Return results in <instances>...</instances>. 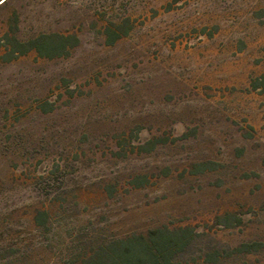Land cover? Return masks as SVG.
I'll return each instance as SVG.
<instances>
[{
	"label": "rangeland",
	"instance_id": "obj_1",
	"mask_svg": "<svg viewBox=\"0 0 264 264\" xmlns=\"http://www.w3.org/2000/svg\"><path fill=\"white\" fill-rule=\"evenodd\" d=\"M3 1L0 264L156 228L194 231L174 264H264V0ZM42 34L78 44L8 57Z\"/></svg>",
	"mask_w": 264,
	"mask_h": 264
},
{
	"label": "trees",
	"instance_id": "obj_2",
	"mask_svg": "<svg viewBox=\"0 0 264 264\" xmlns=\"http://www.w3.org/2000/svg\"><path fill=\"white\" fill-rule=\"evenodd\" d=\"M77 44L78 39L73 35L42 34L26 42L14 37L7 55L11 59L34 52L40 58L53 59L67 56ZM194 235L189 228L150 229L98 247L92 256L82 260V264H174Z\"/></svg>",
	"mask_w": 264,
	"mask_h": 264
}]
</instances>
